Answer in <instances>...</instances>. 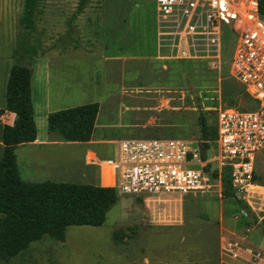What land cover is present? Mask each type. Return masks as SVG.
I'll list each match as a JSON object with an SVG mask.
<instances>
[{
  "label": "rangeland",
  "instance_id": "obj_1",
  "mask_svg": "<svg viewBox=\"0 0 264 264\" xmlns=\"http://www.w3.org/2000/svg\"><path fill=\"white\" fill-rule=\"evenodd\" d=\"M220 38L211 66L158 39L154 0H0V55L31 65L45 109L98 105L86 144L50 138L57 143L18 152L21 178L27 159L38 163L36 182L96 185L86 159L111 158L114 143L129 138L183 139L203 157L198 117L213 128L217 109L238 106L243 91L229 72L236 37ZM36 122L46 133L38 111ZM255 160L263 184L264 150ZM241 211L252 215L225 196L118 195L100 226H69L62 241L44 236L0 264H264L262 233Z\"/></svg>",
  "mask_w": 264,
  "mask_h": 264
},
{
  "label": "built area",
  "instance_id": "obj_2",
  "mask_svg": "<svg viewBox=\"0 0 264 264\" xmlns=\"http://www.w3.org/2000/svg\"><path fill=\"white\" fill-rule=\"evenodd\" d=\"M158 39L177 53L219 57L221 33L236 37L229 63L246 103L242 110L217 109L213 158L216 169L196 145L183 139H122L111 158L85 163L96 169V186L116 195L168 199L186 195L222 196L220 172L228 177L231 198L248 207L264 242V184L256 179V160L264 150V0H154ZM213 152L212 149H210ZM214 162V161H213ZM215 175H213V173Z\"/></svg>",
  "mask_w": 264,
  "mask_h": 264
},
{
  "label": "trees",
  "instance_id": "obj_3",
  "mask_svg": "<svg viewBox=\"0 0 264 264\" xmlns=\"http://www.w3.org/2000/svg\"><path fill=\"white\" fill-rule=\"evenodd\" d=\"M4 108L14 115L3 125L0 156V262L6 263L34 241L46 236L62 241L69 226L98 227L117 200L110 188L89 183L28 182L21 178L15 159L17 145L35 139L31 105V65L12 62L4 92ZM98 111L97 103H85L49 112L47 137L62 142L90 141ZM202 155L215 136L202 116L198 117ZM216 172L213 173L215 175ZM222 196L231 197L228 177L220 172ZM264 184V182H263ZM239 204V203H238ZM116 234H112V239Z\"/></svg>",
  "mask_w": 264,
  "mask_h": 264
},
{
  "label": "crops",
  "instance_id": "obj_4",
  "mask_svg": "<svg viewBox=\"0 0 264 264\" xmlns=\"http://www.w3.org/2000/svg\"><path fill=\"white\" fill-rule=\"evenodd\" d=\"M12 64L11 58L8 56L0 55V156L2 153L3 145L1 142V131L3 125H11L14 121V115L12 113L6 112V111H1L4 108V92H5V85L9 73L10 66ZM34 80V78H33ZM33 91V93H32ZM48 103V97L47 93L44 91V94L42 95V92H39L38 95H36L35 92V85L34 81L31 83V105L33 108V120H34V125H35V139L32 142L26 143V144H21L17 145V147L14 150L15 154V159L16 163L18 166L19 170V160H18V152L21 153L23 152L22 150L24 149L26 153H31L34 150H41L40 148L51 145L53 142L49 140L47 137L46 133H43L42 129H38L37 122H36V114L38 111V115L40 119H46V115L50 112V110L45 109L46 104ZM246 99L245 95L242 91L241 93V99L237 103L238 106H235L233 109H239L242 110L245 107ZM44 108V110H42ZM63 109V108H62ZM66 143H73V142H66ZM86 144V143H85ZM38 165V163L32 161V160H27L23 159V162H21L22 166V174L24 177L27 179L26 181L28 182H36L33 177V168H35ZM46 168V167H45ZM95 185V184H94ZM96 186V185H95Z\"/></svg>",
  "mask_w": 264,
  "mask_h": 264
},
{
  "label": "water",
  "instance_id": "obj_5",
  "mask_svg": "<svg viewBox=\"0 0 264 264\" xmlns=\"http://www.w3.org/2000/svg\"><path fill=\"white\" fill-rule=\"evenodd\" d=\"M204 158H205L206 160H208V159L211 158V150H210L209 147H208L207 149H205V151H204ZM209 168H210L211 170L216 169V164H215V162L211 161V162L209 163ZM248 219H251V218L248 217Z\"/></svg>",
  "mask_w": 264,
  "mask_h": 264
}]
</instances>
